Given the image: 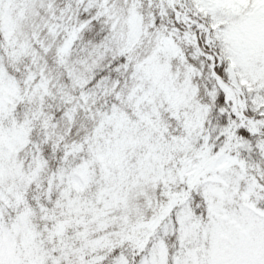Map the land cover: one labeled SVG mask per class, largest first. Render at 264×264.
Masks as SVG:
<instances>
[{
	"label": "snow or ice",
	"instance_id": "6c2138e0",
	"mask_svg": "<svg viewBox=\"0 0 264 264\" xmlns=\"http://www.w3.org/2000/svg\"><path fill=\"white\" fill-rule=\"evenodd\" d=\"M0 264H264V0H0Z\"/></svg>",
	"mask_w": 264,
	"mask_h": 264
}]
</instances>
